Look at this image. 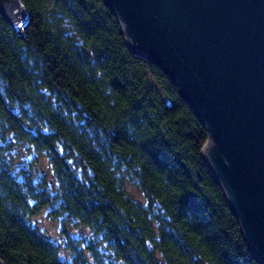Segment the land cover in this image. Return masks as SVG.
Wrapping results in <instances>:
<instances>
[{"label":"trees","instance_id":"1","mask_svg":"<svg viewBox=\"0 0 264 264\" xmlns=\"http://www.w3.org/2000/svg\"><path fill=\"white\" fill-rule=\"evenodd\" d=\"M22 1L24 37L0 13L4 264H261L208 130L105 0Z\"/></svg>","mask_w":264,"mask_h":264},{"label":"water","instance_id":"2","mask_svg":"<svg viewBox=\"0 0 264 264\" xmlns=\"http://www.w3.org/2000/svg\"><path fill=\"white\" fill-rule=\"evenodd\" d=\"M105 2L131 50L165 71L205 125L202 158L264 264V0ZM0 13L24 37L23 1L0 0Z\"/></svg>","mask_w":264,"mask_h":264},{"label":"rangeland","instance_id":"3","mask_svg":"<svg viewBox=\"0 0 264 264\" xmlns=\"http://www.w3.org/2000/svg\"><path fill=\"white\" fill-rule=\"evenodd\" d=\"M46 164H47L46 159H42L41 166L46 167ZM128 187H129L130 191L136 197H138L139 199H143L142 194L140 193V191L138 190V188L134 184L128 183ZM37 218L40 220L43 227H45L48 230V232L51 236H58V233H59V227L58 226H55L53 222H50L49 220L45 219L43 215H40Z\"/></svg>","mask_w":264,"mask_h":264}]
</instances>
